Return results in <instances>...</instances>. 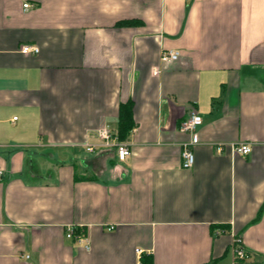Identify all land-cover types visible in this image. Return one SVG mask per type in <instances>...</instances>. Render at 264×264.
<instances>
[{
	"label": "crops",
	"instance_id": "0c3cea01",
	"mask_svg": "<svg viewBox=\"0 0 264 264\" xmlns=\"http://www.w3.org/2000/svg\"><path fill=\"white\" fill-rule=\"evenodd\" d=\"M0 170V264H264V0H0Z\"/></svg>",
	"mask_w": 264,
	"mask_h": 264
},
{
	"label": "built area",
	"instance_id": "2783aa9c",
	"mask_svg": "<svg viewBox=\"0 0 264 264\" xmlns=\"http://www.w3.org/2000/svg\"><path fill=\"white\" fill-rule=\"evenodd\" d=\"M31 6L30 3H25L24 7L29 8ZM40 51L39 46L33 44H23L21 46V52L25 54L31 53H38ZM179 57V51L166 49L163 50L160 56V60L162 62H169L177 59ZM159 70L156 68L155 73L157 74ZM203 123V118L198 112H192L188 118L184 119L180 124V130L184 132H188L190 137L188 140L182 143V163L185 168H190L193 166L195 162V153H194V146L200 143V137L198 133V127ZM100 139L102 140L104 145H111L114 146L117 150L118 157L121 160H124L130 153V143L128 140L120 139L117 132H113L109 128H102L99 131ZM94 144L88 145L87 150L93 151L95 149ZM233 150L235 152L248 154L251 152V145L248 143H240V144H233ZM223 144H217V151L222 152ZM1 173V170H0ZM67 237L75 238L79 241H88L87 236L84 234L82 230L75 225H69L67 227ZM236 244V242H235ZM90 247L89 244L86 245ZM138 252L141 253L142 249H138ZM233 252L236 259H243L247 256V252L241 246L233 245Z\"/></svg>",
	"mask_w": 264,
	"mask_h": 264
},
{
	"label": "trees",
	"instance_id": "16d2710c",
	"mask_svg": "<svg viewBox=\"0 0 264 264\" xmlns=\"http://www.w3.org/2000/svg\"><path fill=\"white\" fill-rule=\"evenodd\" d=\"M134 125L131 103L121 104L118 127V135L120 139H124L126 134L133 128ZM142 264H152V261L150 258H144L142 260Z\"/></svg>",
	"mask_w": 264,
	"mask_h": 264
}]
</instances>
